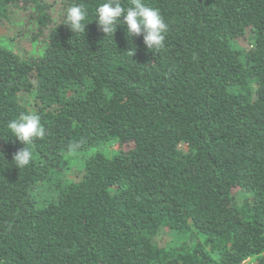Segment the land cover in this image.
Segmentation results:
<instances>
[{
  "label": "trees",
  "instance_id": "trees-1",
  "mask_svg": "<svg viewBox=\"0 0 264 264\" xmlns=\"http://www.w3.org/2000/svg\"><path fill=\"white\" fill-rule=\"evenodd\" d=\"M101 2L0 0V264H264V0H145L157 52L106 36ZM74 3L84 33L62 23ZM21 113L46 135L19 169Z\"/></svg>",
  "mask_w": 264,
  "mask_h": 264
},
{
  "label": "clouds",
  "instance_id": "clouds-1",
  "mask_svg": "<svg viewBox=\"0 0 264 264\" xmlns=\"http://www.w3.org/2000/svg\"><path fill=\"white\" fill-rule=\"evenodd\" d=\"M122 13L126 15L120 20ZM87 16L88 9L85 4L74 3L64 12L62 23L73 33H84ZM95 19L106 36L113 35L117 24H126L129 37L143 33V41L148 49L157 52L165 46L168 24L159 9L150 6L145 0H128L127 6L122 0H102L95 9ZM128 53L132 56L134 49ZM7 128L9 133L25 145L13 156L15 166L22 169L32 161L31 144L45 137L46 128L41 117L35 113H21L17 119L8 122Z\"/></svg>",
  "mask_w": 264,
  "mask_h": 264
},
{
  "label": "rangeland",
  "instance_id": "rangeland-1",
  "mask_svg": "<svg viewBox=\"0 0 264 264\" xmlns=\"http://www.w3.org/2000/svg\"><path fill=\"white\" fill-rule=\"evenodd\" d=\"M11 25L7 24V23H1L0 22V42H8L10 45V41L15 45V47L17 46L16 40H13L12 37H10V32L12 30V28L10 27ZM9 37H10V41H9ZM30 48H33V50H38V45L34 42H31V45H29ZM19 100L23 101V97L20 95L19 96ZM91 147V146H90ZM116 151V147L111 146V145H106V146H100L98 148L95 147H91L89 149H87L86 151H70L68 153H65V157H67V166L65 169L57 171L58 172V177L60 176L61 178H63V176L65 175V173H68L70 171V169H73L74 166H78L80 162H82L84 160V157L87 155H91L95 152H106L108 155L113 154ZM49 192H47L48 194ZM164 238V237H163ZM164 240H162L163 242Z\"/></svg>",
  "mask_w": 264,
  "mask_h": 264
}]
</instances>
